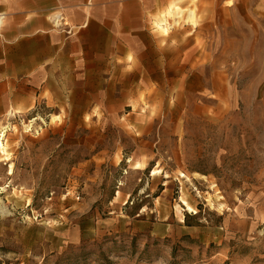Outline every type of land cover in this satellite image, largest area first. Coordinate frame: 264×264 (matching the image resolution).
I'll return each mask as SVG.
<instances>
[{"label":"rangeland","instance_id":"obj_1","mask_svg":"<svg viewBox=\"0 0 264 264\" xmlns=\"http://www.w3.org/2000/svg\"><path fill=\"white\" fill-rule=\"evenodd\" d=\"M157 1L85 30L41 3L74 39L0 102V264H264V19Z\"/></svg>","mask_w":264,"mask_h":264},{"label":"crops","instance_id":"obj_2","mask_svg":"<svg viewBox=\"0 0 264 264\" xmlns=\"http://www.w3.org/2000/svg\"><path fill=\"white\" fill-rule=\"evenodd\" d=\"M43 1L0 0V16H3L0 31L6 23L5 30L0 34V102L7 108L13 102L32 99L37 92L36 87L41 84L45 75L41 71L46 67L45 61L57 57L61 53L60 46L74 39L63 37L58 32H47L48 24L44 18L47 14H44L41 5ZM45 1L49 4L47 8L51 10L63 9V15L67 17L64 25L81 27L82 30L95 21L99 22L100 28H106V23L112 18L110 15L115 14L117 18L118 11H122L123 2L131 1L136 5V11L138 9V0H109V8L105 7L101 15L93 17L86 0ZM164 2L165 0H158L156 6ZM228 8L234 13L241 11L248 20L252 15L264 19V0H234ZM153 9L154 7L150 11ZM56 14L60 16V21L63 17L60 13L53 15L55 25L58 26L62 22L56 23Z\"/></svg>","mask_w":264,"mask_h":264},{"label":"bare ground","instance_id":"obj_3","mask_svg":"<svg viewBox=\"0 0 264 264\" xmlns=\"http://www.w3.org/2000/svg\"><path fill=\"white\" fill-rule=\"evenodd\" d=\"M179 12H182V10L175 4V3H170L166 8L165 10L162 12L161 14V17H162V20L161 19H158L155 21V24L162 28L164 31H166L168 29V27L170 26L168 23H167V18L168 17H175L176 15L179 14ZM3 16H0V26L2 25L3 23V19H2ZM160 17V16H159ZM160 17V18H161ZM177 17H180V16H177ZM55 20H56V23H60V16L58 14L55 15ZM178 20V19H177ZM178 22V21H177ZM176 23V22H175ZM3 134V132H2ZM0 151L2 153H5V149L3 147V144L0 142Z\"/></svg>","mask_w":264,"mask_h":264}]
</instances>
